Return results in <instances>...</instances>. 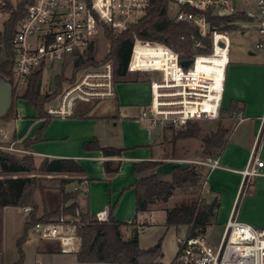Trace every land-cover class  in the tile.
<instances>
[{
	"label": "built area",
	"instance_id": "1",
	"mask_svg": "<svg viewBox=\"0 0 264 264\" xmlns=\"http://www.w3.org/2000/svg\"><path fill=\"white\" fill-rule=\"evenodd\" d=\"M24 1L0 0V66L8 58L11 60L15 88L27 87L32 75L40 70L44 76L47 71L58 68L61 71L65 58L75 53L88 59L94 58L98 51L104 55L111 53L109 33L119 35L130 30L143 18L150 3V0H33L7 47L6 23ZM169 16L173 23L196 29L189 35L193 57L182 59L179 52L166 44L135 38L128 72L145 76L150 84L151 101L142 107L141 118L152 127L183 132L191 123L218 119L233 33L254 35V48L262 56L264 67V0H172ZM188 60L190 66H183L182 62ZM115 95L114 68L109 61L102 70L78 77L47 112L53 118L65 119L73 115L76 101L91 102ZM10 147L14 149V144ZM195 162L210 169L219 166L213 157H199ZM180 165L184 166V162L180 161ZM263 167L264 161L255 154L241 171L244 180L259 175ZM32 210L23 208L29 214ZM78 215L62 214L37 222L32 235L38 242L56 241L64 254L75 253L82 244ZM95 216L99 221L107 220L109 208ZM177 243V255L185 264H264V230L239 222L233 214L218 241H210L206 233L178 237Z\"/></svg>",
	"mask_w": 264,
	"mask_h": 264
},
{
	"label": "crops",
	"instance_id": "2",
	"mask_svg": "<svg viewBox=\"0 0 264 264\" xmlns=\"http://www.w3.org/2000/svg\"><path fill=\"white\" fill-rule=\"evenodd\" d=\"M255 56L249 50L247 59L236 61L230 54L222 110L239 113L229 129L223 153L216 158L219 166L208 168L203 185V199L207 203L219 202L212 229L224 227L233 214L239 222L264 230V167L259 175L248 181L241 173L255 154L264 161V67L262 56ZM129 74L125 80L115 83L116 98L107 105L73 113L65 119L53 118L29 151L39 165L45 159L75 160L85 170V175L72 176L75 181L67 184L65 191H78L77 203L91 215L95 216L107 207L110 213L114 208L115 219L127 224H131L137 214L133 186L137 179L136 163L162 161L158 172L164 179H170L173 167L180 165V161L188 165L202 157L198 148L165 159L166 128L152 127L140 116L142 107L151 101L149 81L139 77L129 79ZM216 85H219L218 80ZM13 105L11 116L0 118V134L1 140L13 143L15 147L36 138L45 121L26 100L18 98ZM192 139L195 138L180 141L189 145ZM94 141L102 148L119 149L121 154L105 156L100 150L86 151L85 144ZM181 145L179 142L178 146ZM105 162L113 166L120 164L119 171L108 175ZM83 176L87 180L80 181ZM36 202L41 216L44 208L40 197L36 196ZM9 207L1 209V217ZM159 212L165 213L153 211L144 216L149 219ZM144 216L139 215L142 219ZM36 248L38 260L44 264H78L73 254L60 252L56 241L38 242Z\"/></svg>",
	"mask_w": 264,
	"mask_h": 264
},
{
	"label": "trees",
	"instance_id": "3",
	"mask_svg": "<svg viewBox=\"0 0 264 264\" xmlns=\"http://www.w3.org/2000/svg\"><path fill=\"white\" fill-rule=\"evenodd\" d=\"M172 0H150L146 13L140 22L123 34L116 35L109 33L112 42V60L114 77L125 78L128 75V63L135 38L159 42L170 46L179 52L182 59L192 58L194 50L190 42L189 35L196 29L188 24L173 23L169 16V5ZM33 0L24 1L18 9L14 10L9 21L6 23V45L9 47L16 25L24 16L26 8ZM220 24V21H216ZM94 60L87 59L86 55L75 53L66 57L62 63L61 71L56 76L57 89L53 92H43L44 71L40 70L32 75L24 92L18 98L27 101L28 105L35 108L37 116L44 119L45 124L39 131L36 138L29 140L19 147L31 151L35 142L40 140V135L48 123L53 119L47 112V104L57 95L64 91L65 83H73L77 79L78 73L89 66L98 65ZM72 69L71 77L66 75L67 70ZM0 76L8 79L12 85L14 83L13 65L8 60L0 66ZM117 81H115L116 83ZM15 89V87L13 86ZM116 97H114L115 99ZM234 114L239 113L232 111ZM166 129L174 130L167 127ZM202 128L198 123L189 124L183 132H176L170 140L171 151L165 149V159L178 157V141L183 139L198 138ZM229 129L218 124L216 131L206 135L202 140L201 155L204 157L217 158L221 156L226 145ZM86 151L100 150L105 156L120 155L121 150L115 148H102L94 141L86 143ZM162 161H143L136 163L135 172L137 175L134 188L136 190V211L137 214L131 224H134L139 215L148 213L152 205L166 203L175 193L176 189H187L196 187L204 179L206 168L197 164L176 165L172 169L171 179L166 180L158 172ZM0 168L6 175L0 180V211L4 207H32L30 220L25 224L24 235L20 238L19 244L29 239V232L37 222L48 221L54 217L64 215H77L80 206L77 203L78 191L64 193L65 201L73 202L70 206H65L56 211H48L44 208V214L39 216V206L35 200V194L44 193L45 187L42 180L36 176H22L37 170L34 164V156L30 153L19 158L16 155L0 150ZM120 164L112 165L105 162V171L108 175H113L119 171ZM46 174H69L85 175V170L75 161L67 159H45L38 169ZM208 172V171H207ZM14 175H17L16 177ZM87 180L85 176L81 178ZM219 202L217 200L207 203L201 198H191L176 204L172 208L161 209L166 213L167 231L185 228L187 235L195 237L207 233L208 228L213 226L217 218ZM78 215L80 224L78 234L82 239L80 250L74 254L78 264H158L164 257L162 250V240L157 245L144 249L140 247L139 230H134L129 240L122 239V226L131 224L122 223L115 219L114 208L110 210L107 220L99 221L96 216L91 215L86 210H81ZM22 257V256H21ZM21 261L13 264H20ZM173 264H185L178 255Z\"/></svg>",
	"mask_w": 264,
	"mask_h": 264
},
{
	"label": "rangeland",
	"instance_id": "4",
	"mask_svg": "<svg viewBox=\"0 0 264 264\" xmlns=\"http://www.w3.org/2000/svg\"><path fill=\"white\" fill-rule=\"evenodd\" d=\"M231 38L233 42L231 48L232 60L242 61L244 59H247L249 50L251 51L254 50L256 54L255 56L256 58L260 57V54L257 51H255L254 48L255 37L253 34L248 33L245 35H241L240 33H233ZM109 41L111 44V53L104 55L102 52L99 53L98 51V54H95L94 58H91V60H94L99 64L97 66L96 65L89 66L81 70L77 75L76 81L78 80V77H80L83 73L102 70L104 68V64H106L109 61L112 62V60L110 59L112 54V42L111 40ZM59 73H60L59 68L56 69V71L46 72L42 87L43 92L53 93L57 89L55 78ZM66 75L68 77H71L72 75L71 68L67 70ZM137 77L142 78L143 80L146 79L145 76L143 75H136L133 73L129 74V79L130 78L136 79ZM125 79L126 78L115 79L114 77L115 81H122ZM76 81H74L73 83H75ZM73 83H65L64 89ZM0 84L4 86H8L10 88L12 100L7 112L5 113L6 115L5 117L11 116V112L14 107L13 103L15 102L16 99H18V96L24 92L26 86L16 87L14 89L12 83L3 76H0ZM59 99H60V94L57 95L55 98H53V100L47 104V107L56 106L59 102ZM111 99L112 98L94 99L91 102L76 101L73 113L78 114L81 112H86L89 108H94L99 106L101 107L103 105H107L109 102H111ZM3 116H0V118ZM237 116L238 113L236 114L231 112L228 113L222 110L219 114L218 119L216 120H203L196 122L202 128V132L200 136L198 138L189 140L191 143L189 145H183L185 143H181L182 141H178V144L179 142L180 144H182L181 147L178 146L179 149L177 153L178 156L183 155L187 149L190 151H194L199 148V153H201L203 138L206 135H209L210 133L216 131L218 128V124H222L226 128L230 129L233 123L235 122ZM0 128H1V124H0ZM165 132L167 135L164 143L165 149H167L168 152H170L172 147V145L170 144L171 143L170 140L173 138L176 132H180V131L165 129ZM2 138L3 137L0 134V150L16 155L19 158L30 154L28 150H25L24 148L19 147L18 145H16L14 149H10L11 144L4 140H1ZM201 158L206 159V157L204 156H202ZM34 164L37 170L35 172H31L30 174H26L22 176H32V177L36 176L37 178H40L42 180V184L45 187V191L43 194H41L40 192H37L35 194V200H36V196L40 197L41 207L47 209L48 211H56L59 209V207L61 209L65 206L72 205L73 204L72 200L68 202L65 201L64 193H70V194L73 193V192H66L65 187L67 184L69 183L71 184L72 182L75 181V179L72 178V176L74 177L75 175H65V174L57 175V174L43 173L38 170L42 165V163L40 165L37 164L35 157H34ZM191 164H197V163H191ZM197 165L203 166L200 164ZM204 167L206 168V171L204 172V179L201 181L199 185L187 189H176L174 195L166 203H157L152 205L150 207L152 210L149 211L148 214H150L153 211L156 212L163 211L161 209L164 208L165 209L172 208L176 204H179L180 202L184 200H189L191 198L203 199L202 190L205 182V177L208 171V167L207 166ZM5 176L6 175L2 172L0 168V180L5 178ZM14 176L16 177L17 175ZM168 179L169 177L166 180ZM79 180L84 181L81 178ZM81 210L85 211L83 208L80 207V210L79 209L77 210V215L80 212L82 213ZM43 214H44V210L42 209L41 215ZM141 215L144 216L145 213ZM29 218H30L29 214L24 213L23 208L14 207V206H10L9 208H7L4 215L2 217L0 216V251H1L0 264L2 262L5 264H13L19 261H21L20 264H44V262L38 260L39 258L36 255L37 253L36 246L38 242L36 240V237L32 235V232H29L30 240L28 239L25 242L19 244L20 238L24 235L25 232V222H28ZM149 220L151 224L148 225ZM165 224H166V213L164 212H159L149 219L145 216L143 219L138 217V220L134 224L121 227L122 239L124 241L129 240L132 235V232L134 230H139L141 237L140 247L147 249L154 245H157L160 239L163 237L162 250L164 252V257L160 260L158 264H173L179 248L177 243V238L185 237L187 235V230L185 228H182L180 229V231H176L175 229H171L167 231ZM211 227L212 226H210L207 231V234L209 235V239L212 242L218 241L220 239L223 227L221 228L219 227L217 229H212ZM75 253L72 254L74 255ZM95 264H107V263H95Z\"/></svg>",
	"mask_w": 264,
	"mask_h": 264
},
{
	"label": "water",
	"instance_id": "5",
	"mask_svg": "<svg viewBox=\"0 0 264 264\" xmlns=\"http://www.w3.org/2000/svg\"><path fill=\"white\" fill-rule=\"evenodd\" d=\"M191 61H183L182 65L185 67L190 66ZM12 100V95L10 92V88L8 86H4L0 84V116L5 115L7 112Z\"/></svg>",
	"mask_w": 264,
	"mask_h": 264
}]
</instances>
